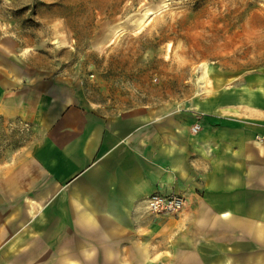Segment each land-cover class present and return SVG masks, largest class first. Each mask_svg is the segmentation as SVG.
<instances>
[{
    "label": "crops",
    "instance_id": "obj_1",
    "mask_svg": "<svg viewBox=\"0 0 264 264\" xmlns=\"http://www.w3.org/2000/svg\"><path fill=\"white\" fill-rule=\"evenodd\" d=\"M15 59L0 119L30 134L0 150V264H264V89L198 113L111 105L80 68ZM155 193L186 205L150 217Z\"/></svg>",
    "mask_w": 264,
    "mask_h": 264
},
{
    "label": "rangeland",
    "instance_id": "obj_2",
    "mask_svg": "<svg viewBox=\"0 0 264 264\" xmlns=\"http://www.w3.org/2000/svg\"><path fill=\"white\" fill-rule=\"evenodd\" d=\"M31 56L80 68L88 95L111 105L163 100L198 113L225 93L239 99L241 86L253 100L264 0H0V59ZM29 134L0 119V150Z\"/></svg>",
    "mask_w": 264,
    "mask_h": 264
},
{
    "label": "built area",
    "instance_id": "obj_3",
    "mask_svg": "<svg viewBox=\"0 0 264 264\" xmlns=\"http://www.w3.org/2000/svg\"><path fill=\"white\" fill-rule=\"evenodd\" d=\"M199 128L198 125L192 127L195 132ZM186 205V199L183 195H162L155 193L147 197L145 201V213L153 218L160 216H173L179 214Z\"/></svg>",
    "mask_w": 264,
    "mask_h": 264
}]
</instances>
